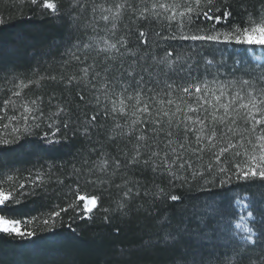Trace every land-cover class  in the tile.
<instances>
[{
	"label": "snow or ice",
	"instance_id": "6c2138e0",
	"mask_svg": "<svg viewBox=\"0 0 264 264\" xmlns=\"http://www.w3.org/2000/svg\"><path fill=\"white\" fill-rule=\"evenodd\" d=\"M28 2L60 15L54 0ZM66 15L76 39L60 74L34 73L0 86L9 93L0 103V145L24 148L30 137L48 146L84 141L79 166L72 165L74 201L49 212L52 227L70 210L89 220L101 210V196L79 195L83 180L119 191L114 207L102 209L106 222L150 217L158 205L180 210L175 223L167 212L157 216L163 236L145 248L191 236L210 242L212 251L184 264H264V0H69ZM212 45L235 47L238 55L217 59ZM73 63L76 69L65 71ZM49 84L63 95L53 91L47 109L43 96L24 95ZM43 168L28 192L20 191L18 175L0 178V185L17 184L0 186V206L47 192L54 166ZM257 182L258 198L235 193L236 215L227 216L223 193ZM56 183L64 181L56 176ZM194 190L221 198L189 205L185 193ZM193 218L198 225L190 230ZM35 220L0 214V233L33 237L27 226Z\"/></svg>",
	"mask_w": 264,
	"mask_h": 264
},
{
	"label": "trees",
	"instance_id": "16d2710c",
	"mask_svg": "<svg viewBox=\"0 0 264 264\" xmlns=\"http://www.w3.org/2000/svg\"><path fill=\"white\" fill-rule=\"evenodd\" d=\"M58 3L60 11H67L61 0ZM255 2V0H253ZM62 15L53 16L38 6L31 5L28 0H0V86L7 89L11 85L8 80L19 78L27 80L34 73L60 74L61 61L67 48L76 39V34L69 27V21ZM81 40L85 36L80 34ZM217 59L221 57H237L235 47L223 45L209 46ZM232 60H228L230 66ZM73 63L65 71L75 70ZM59 97L63 95L61 87L51 85L37 89L30 87L25 90V97L41 95L45 100V109L48 108L47 99L53 92ZM7 91L0 93V102L4 100ZM73 95L75 92L73 91ZM2 103V102H1ZM24 148L19 145H0V178L5 174L18 175L19 182L25 184L28 192L34 187L36 169L42 165L47 171L49 164L53 165L55 176L47 183V192L36 189L40 195L21 198L20 204L0 206V214L8 218L22 220L36 217L28 225L29 230H35L36 235L28 238H12L0 233V264H184L191 261L192 256H207L212 251L210 242L200 241L186 236L175 245L145 248V241H157L163 232L157 227L155 221L158 215L168 213L175 223L180 219V210L176 207L157 206V213L152 216L133 215L127 219L119 216H110L106 222L105 207H114L113 201L119 199V191L113 187L109 191H101L91 183L79 182V195H97L101 210H95L91 220L80 218L79 209L70 210L56 219L52 227L49 218L51 210H59L57 206L64 207L74 201L77 185L72 175V165L79 166L80 157L84 150V141L74 138L55 146L44 145L36 137L21 141ZM29 170L32 175L29 176ZM56 176L63 179L64 184L56 183ZM139 176V173H137ZM47 179V177H45ZM116 183L120 182L117 177ZM4 188H14L17 184L0 185ZM69 186L73 191L69 192ZM262 189L259 183L233 187L223 193L224 212L227 216L235 214L231 198L239 193H248L258 198ZM186 202H200L215 198V193L192 191L185 193ZM45 219L49 224H43ZM190 230H195L198 221L194 218L188 222ZM71 225V227H69ZM118 230V231H117ZM213 240L211 244L219 243Z\"/></svg>",
	"mask_w": 264,
	"mask_h": 264
},
{
	"label": "rangeland",
	"instance_id": "374dc122",
	"mask_svg": "<svg viewBox=\"0 0 264 264\" xmlns=\"http://www.w3.org/2000/svg\"><path fill=\"white\" fill-rule=\"evenodd\" d=\"M24 1V0H23ZM62 1V3L67 7V9H68V6H69V0H61ZM67 12V11H66ZM66 12H62V11H60V14L62 15V17L61 18H63V17H65V18H67V15H66ZM68 19V18H67ZM83 35V34H82ZM86 38V37H85ZM251 55V53H249V56ZM3 101V100H2ZM1 101V102H2ZM0 102V103H1ZM82 196H88V195H82ZM230 211H234V213L235 214H230V217H234L235 215H236V209L233 207V209H230ZM221 224H223V222H221Z\"/></svg>",
	"mask_w": 264,
	"mask_h": 264
}]
</instances>
